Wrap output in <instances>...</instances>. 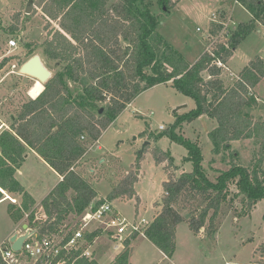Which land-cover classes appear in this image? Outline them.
Listing matches in <instances>:
<instances>
[{
    "label": "trees",
    "instance_id": "16d2710c",
    "mask_svg": "<svg viewBox=\"0 0 264 264\" xmlns=\"http://www.w3.org/2000/svg\"><path fill=\"white\" fill-rule=\"evenodd\" d=\"M28 1L41 9L49 24L58 27L40 45L42 58L47 63L54 62L52 77L33 97L36 99L30 98L21 105L16 119L9 124L10 129L0 132V201L5 194L21 197L19 208L10 204L8 209L16 222L26 213L28 226L37 230L38 239L59 235L65 244L76 230L67 231V223L83 215L92 204L133 199L139 163L148 144L138 155L137 170L128 172L106 200L99 198L77 166L90 145L101 138L127 106L158 85H170L194 101L195 107L177 115L165 134L186 149L183 162L190 163L192 171L176 175L178 168L174 167L171 155L159 148L153 150L156 164L168 162L164 165L167 180L163 183L162 211L146 229L145 237L167 259H172L181 223H187L196 235L204 232L213 237L220 229L217 220L224 204H233L241 198L247 210L242 214L248 215L264 199V119L255 121L244 114L247 109L259 107L254 91L264 79V61L260 58L250 61L231 85H226L223 69L214 64L219 59L228 65L254 24L229 38L223 36L214 44L212 53L204 52L195 63H190L159 33L161 20L152 0H118L111 6L108 0ZM238 2L258 22L264 23V0ZM170 3L160 1L167 11L171 10ZM211 25L212 34L219 35L222 23ZM124 41L126 46L122 44ZM30 54L34 56V51ZM204 73L208 74V80ZM202 116L217 123L208 135L214 156L229 149L233 142L255 139L260 141L257 163L247 168L233 162L229 169H218L217 176L211 178L203 164L199 142L177 132L183 123H192ZM30 150L63 177L39 207L17 179ZM231 185L236 188L233 197ZM37 208L45 219L36 220ZM182 211H188L187 216ZM15 213L20 215L16 217ZM101 233V229L87 232L86 243L79 249L62 250L50 261L42 258L35 264H99L97 259L83 253L88 249L86 245H92ZM137 239V235L125 239L123 251L110 264H131L130 250ZM23 256L24 252L16 253L15 260L20 263ZM0 264H9L1 253Z\"/></svg>",
    "mask_w": 264,
    "mask_h": 264
},
{
    "label": "rangeland",
    "instance_id": "374dc122",
    "mask_svg": "<svg viewBox=\"0 0 264 264\" xmlns=\"http://www.w3.org/2000/svg\"><path fill=\"white\" fill-rule=\"evenodd\" d=\"M117 1L108 0V5L111 6ZM160 1L152 0L161 20L159 33L190 63H195L207 50L209 40H206L205 36L211 31V23H215L211 22L212 15H216L217 22L222 23L228 33L225 36L228 38L232 33L240 32L243 28L254 24L253 29L242 40L228 63L227 69L223 70L222 79L226 85L234 83L241 70L250 61L258 58L264 61V23L258 22L238 0H170L169 11L162 9ZM28 3H30L28 0H0V122L5 120L8 124L12 122V115L16 119L21 105L28 99H33L45 85L20 75L21 66L29 61L32 56L31 51L42 58L40 45L49 36V32L57 30L58 27L55 23L49 24L41 9L35 4L31 13L27 14ZM262 12L264 15V5ZM47 25L48 29H46ZM11 39L17 40V48H9L8 42ZM122 44L127 45L125 41ZM42 60L53 74L54 62L47 63L43 58ZM48 64H51V67H48ZM148 73L152 72L148 70ZM203 75L205 79H209L208 74ZM254 93L258 98L259 107L247 109L244 114L255 121L263 120L264 79ZM184 105H188V108L175 113V109ZM194 107L192 99L180 94L170 85H158L146 90L127 106L96 143L90 145L87 153L78 163L77 171L92 184L99 198L106 200L114 186L128 172L137 170L138 155L149 142L147 151L143 153L139 163V181L135 185L136 196L133 199H117L110 204L129 221L146 219L152 222L162 211L160 201L164 196L163 183L167 180L164 165L168 163L156 164L153 150L159 148L171 155L174 167L178 168L176 175L192 171V165L183 162V158L187 155L186 149L173 143L165 134L175 123L177 115ZM160 126H164V129L161 130ZM216 126V121L202 116L192 123H183L177 132L192 141L199 142L204 157L203 164L211 178L217 176L218 169L221 171L229 169L233 162L252 168L260 156V141L251 139L233 142L229 149L224 150L219 156H214L213 145L208 135ZM144 132L149 133L148 137L142 135ZM162 134L160 139H156ZM30 159L35 162L39 177L34 183L22 177L21 182L31 193L41 198L58 183V176L33 154H30ZM30 169L31 177L35 179L36 170ZM37 185L40 189H36ZM230 187L233 197L236 188L234 185ZM10 196L19 197L18 204L9 200L15 208H19L22 203L21 197ZM8 203L0 204V246L3 249L10 247L7 238L16 224L13 223L8 212V206L10 207ZM36 210L38 211L36 220L45 219L41 209ZM246 211L241 198L233 204H224L217 220L220 229L213 237H209L204 232L196 235L187 223H181L176 231V252L172 259H166L152 242L139 236L131 247L135 248L131 264H224L227 261L232 264H263L264 199L248 215H243L242 213ZM19 213H15V216L18 217ZM182 214L187 216L188 211H182ZM240 214L242 216H239ZM79 220V217L70 220L67 223L69 225L67 231L76 229L80 225ZM27 223V215H25L17 223L18 232L23 231L22 224ZM94 228L96 226L91 227ZM50 238L59 241V235ZM123 240L125 236L118 239L115 235L102 231L92 246L89 243L86 245L91 251V257H88L97 259L100 264H110L108 254L110 256L116 253L115 247H122ZM36 262V259L31 261L23 256L18 264Z\"/></svg>",
    "mask_w": 264,
    "mask_h": 264
},
{
    "label": "built area",
    "instance_id": "2783aa9c",
    "mask_svg": "<svg viewBox=\"0 0 264 264\" xmlns=\"http://www.w3.org/2000/svg\"><path fill=\"white\" fill-rule=\"evenodd\" d=\"M211 22L218 23L216 15H212ZM198 31H200V29H198ZM226 34L228 33L226 32L225 28H223L217 36H214L212 32L209 31L205 36V39L209 40V45L207 46L206 52L212 53L214 44ZM8 46L11 49L17 48V40L11 39L8 42ZM214 64L223 70L227 69V65L219 59H216ZM160 129L163 130L164 126H160ZM11 201L14 204L17 203V201L14 199H11ZM79 218L80 225L76 228L72 237L65 244H62V240L60 239L59 241H55L48 236L44 237L43 239H38L36 234L34 238L28 240L24 244V254L27 257L36 259L37 261L44 258L48 262L53 257L60 255L62 250L72 251L79 249L83 244L86 243V241H84V235L87 232L90 233L95 229H101L102 231H106L107 233L115 235L118 237V239H121L122 236H125V239L136 235L138 237H145V231L152 223L148 222L146 219H142L140 221H129L126 217L122 216L118 211H116L110 202L107 201L98 206L92 204ZM93 226H96V228L91 229ZM0 253L3 259L9 264H17L19 261L15 260L16 253L13 252L11 247L3 249L0 246ZM83 256L91 257V251L86 249L83 253Z\"/></svg>",
    "mask_w": 264,
    "mask_h": 264
},
{
    "label": "water",
    "instance_id": "95a60500",
    "mask_svg": "<svg viewBox=\"0 0 264 264\" xmlns=\"http://www.w3.org/2000/svg\"><path fill=\"white\" fill-rule=\"evenodd\" d=\"M32 7H33V4L28 3L27 9H26L27 14L31 13ZM19 73H20V75L30 77L34 81H40L42 84L47 83L49 81V79L52 77L51 70L49 68H47V66L44 64L40 55H34L33 57H31L29 59L28 62L24 63L21 66ZM186 108H188V105L178 107L177 109H175V113L180 111V110L186 109ZM11 118H12V121L15 120V117L13 115L11 116ZM146 144H149V142ZM27 157H28V155H26L25 158H27ZM160 205H162V200L160 201ZM23 230H24L23 233H15L9 239L11 249L15 253H22L23 248H24V244L28 240L34 238L37 234V230L31 229L27 224H25L23 226ZM133 252H134V248H131V250H130L131 256L133 255Z\"/></svg>",
    "mask_w": 264,
    "mask_h": 264
},
{
    "label": "crops",
    "instance_id": "0c3cea01",
    "mask_svg": "<svg viewBox=\"0 0 264 264\" xmlns=\"http://www.w3.org/2000/svg\"><path fill=\"white\" fill-rule=\"evenodd\" d=\"M34 99V98H33ZM129 106H130V104H129ZM4 129H9V124H8V122H6L5 120H1V122H0V132L1 131H3ZM30 154H33L34 156H35V158L36 159H38L41 163H44V164H46L48 167H50V169H52L54 172H55V170L47 163V162H45V160H43L36 152H34L33 150H30L29 152H28V157L26 158V161L23 163V165L21 166V168L19 169V171H18V173H17V179L20 181V183L24 186V188L26 189V191L36 200H38V203L36 204V207H39V205H40V203L42 202V200L44 199V198H46L49 194H50V192L57 186V184L60 182V181H62V179H63V177L62 176H60L57 172H55L56 174H57V176H58V183L52 188V190L49 192V193H47V194H44L41 198H38V197H36L33 193H31V191H29L26 187H25V185L21 182V180H22V177H24L28 182H30V183H34L36 180H37V178L39 177L38 176V170H37V168L35 167V165H34V161H32L31 159H30ZM30 168H33V169H35L36 171H34V173L36 174V178L34 179V178H32L31 177V169ZM36 189H40V187L37 185L36 186ZM6 196H5V198L2 200V201H0V204H2V203H8L9 205L11 204L10 203V201L9 200H11V199H14V200H16L17 201V203L16 204H18V200H19V197L17 198H12V196H10L9 194H5ZM37 200H36V202H37ZM8 209H9V206H8ZM25 215H27V217H28V214H26L25 213ZM10 217H12L11 215H10ZM12 219V221H14L13 223L15 224L14 225V227H13V229L11 230V232H10V234L8 235V238L7 239H10L15 233H23V231H21V232H18V230H17V228H18V222H16L13 218H11ZM28 224V223H27ZM25 224H22V229H23V226H24ZM99 238V237H98ZM97 238V239H98ZM146 238V237H145ZM96 239V240H97ZM147 239V238H146ZM95 240V241H96ZM94 241V242H95ZM9 245H10V243H8ZM0 245H1V243H0ZM92 246V245H91ZM10 247H11V245H10ZM9 247V248H10ZM115 249L117 250V252L116 253H112L110 256H109V254H108V257H109V261H110V263H112L114 260H115V258H116V256L117 255H119L122 251H123V249H124V245L122 246V247H115ZM134 250H135V248H134ZM107 255V254H106ZM164 257H165V255H163ZM132 257V256H131ZM167 259V258H166ZM98 261V260H97ZM99 262V261H98ZM100 264V263H99ZM224 264H232V262H225Z\"/></svg>",
    "mask_w": 264,
    "mask_h": 264
}]
</instances>
